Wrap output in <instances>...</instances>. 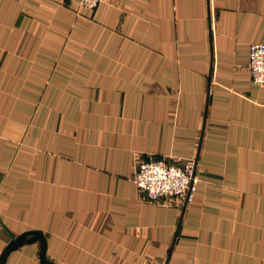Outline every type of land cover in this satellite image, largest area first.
Returning a JSON list of instances; mask_svg holds the SVG:
<instances>
[{"label": "crops", "instance_id": "crops-1", "mask_svg": "<svg viewBox=\"0 0 264 264\" xmlns=\"http://www.w3.org/2000/svg\"><path fill=\"white\" fill-rule=\"evenodd\" d=\"M255 43L264 0H0V253L35 230L55 264H264ZM151 158L195 161L191 202L143 199Z\"/></svg>", "mask_w": 264, "mask_h": 264}, {"label": "built area", "instance_id": "built-area-1", "mask_svg": "<svg viewBox=\"0 0 264 264\" xmlns=\"http://www.w3.org/2000/svg\"><path fill=\"white\" fill-rule=\"evenodd\" d=\"M104 0H63L71 9H95ZM248 72L254 84L264 86V43H255L249 47ZM133 182L150 203H168L174 199L191 202L196 191L198 177L195 173V161H168L148 159L138 162Z\"/></svg>", "mask_w": 264, "mask_h": 264}, {"label": "water", "instance_id": "water-1", "mask_svg": "<svg viewBox=\"0 0 264 264\" xmlns=\"http://www.w3.org/2000/svg\"><path fill=\"white\" fill-rule=\"evenodd\" d=\"M39 243V260L40 264H55L53 261L49 260L46 256L47 243L42 232L40 231H26L17 237L13 238L7 246L0 253V264H5L8 255L17 250L24 244ZM172 247L168 250V258L171 254Z\"/></svg>", "mask_w": 264, "mask_h": 264}]
</instances>
